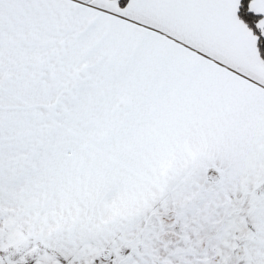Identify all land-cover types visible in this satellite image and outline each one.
<instances>
[{"label": "snow or ice", "instance_id": "obj_1", "mask_svg": "<svg viewBox=\"0 0 264 264\" xmlns=\"http://www.w3.org/2000/svg\"><path fill=\"white\" fill-rule=\"evenodd\" d=\"M0 264H264V0H0Z\"/></svg>", "mask_w": 264, "mask_h": 264}]
</instances>
